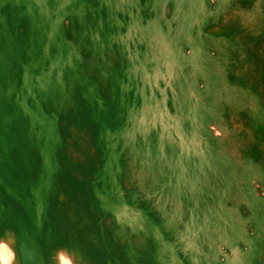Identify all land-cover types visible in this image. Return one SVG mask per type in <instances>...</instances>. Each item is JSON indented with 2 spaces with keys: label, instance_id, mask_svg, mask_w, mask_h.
Here are the masks:
<instances>
[{
  "label": "rangeland",
  "instance_id": "1",
  "mask_svg": "<svg viewBox=\"0 0 264 264\" xmlns=\"http://www.w3.org/2000/svg\"><path fill=\"white\" fill-rule=\"evenodd\" d=\"M0 264H264V0H0Z\"/></svg>",
  "mask_w": 264,
  "mask_h": 264
}]
</instances>
